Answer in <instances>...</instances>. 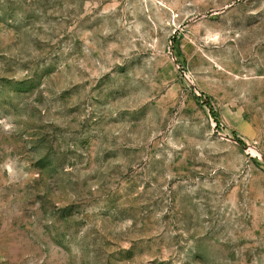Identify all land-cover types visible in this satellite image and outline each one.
<instances>
[{
	"label": "rangeland",
	"instance_id": "obj_1",
	"mask_svg": "<svg viewBox=\"0 0 264 264\" xmlns=\"http://www.w3.org/2000/svg\"><path fill=\"white\" fill-rule=\"evenodd\" d=\"M0 264H264V0H0Z\"/></svg>",
	"mask_w": 264,
	"mask_h": 264
},
{
	"label": "trees",
	"instance_id": "obj_2",
	"mask_svg": "<svg viewBox=\"0 0 264 264\" xmlns=\"http://www.w3.org/2000/svg\"><path fill=\"white\" fill-rule=\"evenodd\" d=\"M240 143H241V141L240 140H238Z\"/></svg>",
	"mask_w": 264,
	"mask_h": 264
}]
</instances>
